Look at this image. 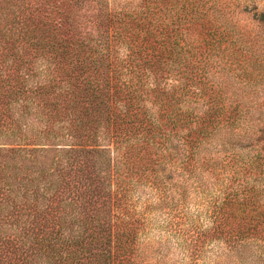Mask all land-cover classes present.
Wrapping results in <instances>:
<instances>
[{
	"label": "trees",
	"instance_id": "16d2710c",
	"mask_svg": "<svg viewBox=\"0 0 264 264\" xmlns=\"http://www.w3.org/2000/svg\"><path fill=\"white\" fill-rule=\"evenodd\" d=\"M226 5L0 0V264H264V11Z\"/></svg>",
	"mask_w": 264,
	"mask_h": 264
},
{
	"label": "rangeland",
	"instance_id": "374dc122",
	"mask_svg": "<svg viewBox=\"0 0 264 264\" xmlns=\"http://www.w3.org/2000/svg\"><path fill=\"white\" fill-rule=\"evenodd\" d=\"M122 1L123 0H116V3H120ZM220 1L221 2L223 1L224 6L226 5L225 2H227L226 6L231 5V8L233 9L236 6L239 7L238 10L244 9L245 6H249L251 8L256 6L258 11H264V0H220ZM202 2L205 4L206 8H210L214 4V0H202ZM239 17L240 18L238 20H241L240 23H246L251 21V18H249L245 14L240 15Z\"/></svg>",
	"mask_w": 264,
	"mask_h": 264
}]
</instances>
